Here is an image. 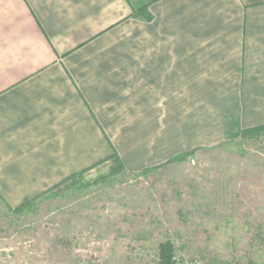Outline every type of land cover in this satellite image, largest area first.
I'll return each instance as SVG.
<instances>
[{
	"label": "crops",
	"instance_id": "obj_1",
	"mask_svg": "<svg viewBox=\"0 0 264 264\" xmlns=\"http://www.w3.org/2000/svg\"><path fill=\"white\" fill-rule=\"evenodd\" d=\"M232 119L264 125V0H0L10 206L217 145Z\"/></svg>",
	"mask_w": 264,
	"mask_h": 264
},
{
	"label": "rangeland",
	"instance_id": "obj_2",
	"mask_svg": "<svg viewBox=\"0 0 264 264\" xmlns=\"http://www.w3.org/2000/svg\"><path fill=\"white\" fill-rule=\"evenodd\" d=\"M227 124L148 172L89 173L20 213L0 199V264H264V132Z\"/></svg>",
	"mask_w": 264,
	"mask_h": 264
},
{
	"label": "trees",
	"instance_id": "obj_3",
	"mask_svg": "<svg viewBox=\"0 0 264 264\" xmlns=\"http://www.w3.org/2000/svg\"><path fill=\"white\" fill-rule=\"evenodd\" d=\"M145 11H147V9H141L137 13H135L134 16H142ZM241 131H242V134L244 136H246V137L247 136L248 137L249 136L250 137H252V136L258 137L264 132V125L263 126H259V127H254V128H251V129L241 130ZM195 152H196V150H193V151H190L188 153L180 154V155L174 157L173 159H171L172 160L171 162L184 160L185 158H187L188 156L192 155ZM146 170H147L146 172L149 171L148 169H146ZM0 199L6 204L7 209L9 211H11L12 213H20V212H22L32 202V201H30V202H27L25 204H22V205L18 206L17 208H12L9 204L6 203V201L1 196H0ZM168 264H172L171 263V259H169Z\"/></svg>",
	"mask_w": 264,
	"mask_h": 264
}]
</instances>
